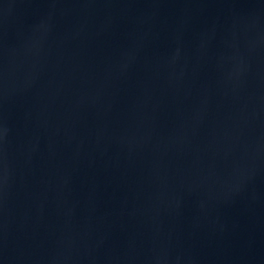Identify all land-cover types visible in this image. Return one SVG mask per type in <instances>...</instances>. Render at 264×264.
<instances>
[{"label": "water", "instance_id": "1", "mask_svg": "<svg viewBox=\"0 0 264 264\" xmlns=\"http://www.w3.org/2000/svg\"><path fill=\"white\" fill-rule=\"evenodd\" d=\"M0 264H264V0H0Z\"/></svg>", "mask_w": 264, "mask_h": 264}]
</instances>
